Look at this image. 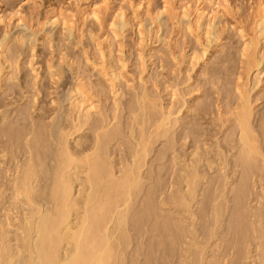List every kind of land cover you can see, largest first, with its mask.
<instances>
[{"label":"rangeland","instance_id":"1","mask_svg":"<svg viewBox=\"0 0 264 264\" xmlns=\"http://www.w3.org/2000/svg\"><path fill=\"white\" fill-rule=\"evenodd\" d=\"M138 1L143 8L135 13L128 6L130 2L139 4ZM166 1L0 0V15L3 17L0 23V44L4 42L6 45V57L11 65L7 71L9 76L3 81L0 78V151L5 149L8 153L5 161L0 159V185L5 191L3 197L5 199L9 195L8 181L12 175L5 171L13 170L16 162L21 165L27 159V155H24L25 140L17 143V149L15 145L12 148L10 146L13 152L8 151V139L4 136L6 130H48L52 127V120L60 119L61 125H68L75 113L65 101V93L81 87L105 116V123L109 125L107 128L114 125L119 127L120 137L117 142L111 143L109 153L114 163H121L123 159H130L131 147L140 139V127L134 125L133 120L140 113L139 98L145 93L147 99L144 105L156 103L157 111L160 105L166 107L172 114L171 119H177V125L166 138L156 139L153 127L157 111H151L154 118L150 117L144 123L146 135H151L149 142L152 150L141 171L142 192L136 197L134 210L140 208L146 196L152 197L153 203L160 209L157 214L159 221L162 216L172 215L176 211L173 218L184 222L187 237L182 240L180 249L171 251L167 247L166 250L159 247V250L157 233H153L155 239L150 238L154 235L142 226L145 231L142 228L140 231L145 233L141 234L138 230L140 237L135 233L136 229L132 231L130 222L131 230H128L132 242L126 250L129 261L125 264H144L146 260L150 264H181L185 260L184 250L194 239L190 233V226L194 223L191 225V218L186 217L187 214L175 210L169 198L179 188H183L180 175L186 172V165L190 167L188 171L193 167L205 180L198 187V205H192L191 209L196 218L194 240L198 247L205 248L207 264H234L232 260L235 250L231 245L233 232L229 229V223L235 206L230 190L239 184L242 174L235 164L239 146L232 114L240 104L237 89H242V84H246L249 92L251 128L264 156V72L261 73L264 61L259 68L248 72L246 61L242 58L244 41L253 37L258 0H222L228 3L229 11L217 21L218 47L207 50L204 59L198 64L191 61V56L202 53L206 48L205 30H197L193 24L189 25L180 13L185 2L193 3L196 0H172L178 8L175 13L170 10L162 12ZM209 1L217 3L218 0ZM97 5L104 12L108 10L107 14L104 13L106 15L103 14V20L97 23L92 19H84L82 13ZM121 7L125 10L129 26L126 31L117 32L114 27L116 22L111 17L115 8ZM58 12L73 16L69 31L60 23L51 24ZM240 31L244 38L239 34ZM106 43L110 45L111 57L105 51ZM262 44L260 49L264 57ZM149 50L152 53L151 59H148ZM1 52L0 48V63ZM109 63H112L120 77L121 98L117 101L110 84ZM173 92L176 93L175 98H171ZM99 120L96 116L88 129L73 133L72 139L81 136V148L93 143L94 126ZM132 127L136 131L133 136L130 135ZM70 145L76 150L74 143ZM225 177L229 184L227 190L221 193L225 195L224 198L221 195V199L218 191ZM252 183L248 206L252 215L250 220L255 222L257 217L264 218V195L261 192L264 188V172L253 177ZM216 196L218 199L211 204L210 199L215 200ZM4 199L0 200V215L7 203ZM224 199L227 201L225 211L216 226L210 222L211 207L217 202L223 203ZM163 202L166 206L160 205ZM148 223L143 225L149 227ZM211 229H216L217 237L208 235ZM151 243L154 244L153 255L147 253ZM254 249L252 243V252L249 250L251 259L255 256ZM197 251L193 256H196ZM250 263L252 260H242V264Z\"/></svg>","mask_w":264,"mask_h":264},{"label":"bare ground","instance_id":"2","mask_svg":"<svg viewBox=\"0 0 264 264\" xmlns=\"http://www.w3.org/2000/svg\"><path fill=\"white\" fill-rule=\"evenodd\" d=\"M173 1H166L162 12L170 10L175 13L178 11ZM193 3L185 2L182 7L180 6V13L189 25L193 24L197 30H205L206 48L202 53L191 56V61L198 64L204 59L207 50L218 47L217 21L221 15L227 14L229 5L222 0H218L217 3L209 0H196ZM128 8L137 13L142 10L143 5L130 2ZM116 9L111 17L114 19L112 21L116 22L114 27L117 32H124L129 26L125 10L122 7ZM88 10L90 11L82 13L83 18L92 19L97 23H100L103 20L102 16L108 13V10L104 12L102 8L95 6ZM256 14L253 22V37L244 41L242 50V58L246 61L248 72L259 68L264 61L260 49V44L264 43V0H258ZM72 19L73 16L58 12L51 24L60 23L64 29L69 31ZM2 21L3 17L0 15V23ZM239 34L244 38L242 31ZM0 48L2 51L0 78L3 81L7 77V71L11 65L6 57L7 47L4 42L0 44ZM106 50L108 56L111 57L109 43L105 45ZM151 54V50H149L148 59L152 58ZM108 69L110 84L117 101L121 98L120 77L114 71L112 63H109ZM263 72L264 69L261 73ZM241 87L242 89H237L240 104L238 109L233 114L231 113L238 133L239 147L235 164L241 169L242 174L239 184L230 190L235 206L229 223V229L233 232V244L231 245L235 250L232 262L242 264V260L244 262L252 260L250 264H264V218L257 217L256 221L252 222L248 206L253 177L264 172V156L251 128L252 108L249 92L246 84H242ZM78 88H72L65 93L64 99L75 113L74 118H70L68 125H61L60 119L59 123L57 120H52V127H49L48 130L43 128L38 131L20 132L9 128L4 132V136L8 139V151L13 145H15L14 148L16 146L19 148L17 143L25 140V146H21H24V155H27V159L21 165L16 162L13 170L5 171L12 175L10 174L11 180L8 181L9 195L5 198L8 206L4 204V208L1 210L3 213L0 215V264H51L54 260L59 264H125L126 261H129L127 251L131 246L130 242H132V235L128 230L130 222L132 231L136 229L135 233H138V230L141 233L140 230L144 227L150 231L148 232L151 235L157 233L155 234L158 235L157 238L155 235L150 238H156L159 250V247H163L165 250L168 248L173 251L176 248L180 249L183 245L186 228L181 219L173 218L176 211L172 212L174 213L172 215L162 216V220L159 221L157 214L159 215L160 209L153 203L150 196H146L137 211L134 210L135 200L142 192L141 171L146 165V158L149 156L150 150H152L149 142L151 135L149 134L150 138L149 135H146L144 123L148 118H154L151 111H157L158 105L156 103L144 105L147 99L146 94L143 93L140 96V113L133 120L134 125L140 127V137L138 136L140 139L131 147L130 161L123 159V162L116 164L113 162L109 150L111 143L117 142L120 137L119 127L114 125V127L107 128L109 125L105 123V116L101 110L94 105L86 92L80 89L81 87ZM175 97L176 93L173 92L171 98ZM116 106L117 109L120 107L118 103ZM160 106L156 113L157 119L155 118V121L153 119L155 127L152 126L153 132L155 128L156 139L166 138L177 125V119H171L172 114L168 112V109ZM188 111H190L189 108ZM96 116L100 120L94 126L93 143L88 145L89 147L81 148V136L75 140L72 139V135L74 132L82 131L83 128L88 129ZM135 132L132 127L130 135L133 136ZM151 134L154 133L151 132ZM71 142L75 144L76 150L71 148ZM7 154L5 149L1 150L0 159L5 161ZM185 167L186 172L180 175V184L183 188H179L175 194H171L169 202L180 214H187L184 216L191 218V225L193 223L194 225L190 226L191 229L188 228L196 240V223L194 222L196 218H194L195 215L192 214L191 209L198 205V187L204 177H201L193 167L190 171L187 170L190 168L188 165ZM227 183L225 177L223 186L221 185L222 187L218 191L221 199L225 196L221 193L227 190ZM261 192L264 195V188ZM4 193L5 191L0 185L1 201L4 199ZM217 199V196L215 200L214 198L210 199L211 204H214ZM222 204L224 205L222 206ZM226 204L227 201L224 199L223 203L217 202L211 207L212 220L210 222L212 221L216 226L221 222ZM160 205L166 206L164 202ZM146 220L150 222L148 223ZM145 222L149 224V227L145 226L146 224L143 225ZM143 230L145 231V229ZM215 230H209L208 235L212 238L217 237ZM144 231L142 232L145 233ZM140 233H138L139 236ZM194 239L192 238L193 241L191 240V244L189 243L190 245L188 244L184 250L185 254H183L186 258L183 257L185 262H182L188 264L190 261L189 264H191L193 260H196L194 264H207L205 248L198 247L199 245ZM149 240L155 242V240ZM152 243L149 248L147 247L149 252L146 251L151 255H153L152 245L154 246ZM250 243H254L255 248V256L252 255V259L249 258L252 252ZM214 246L217 247V245ZM216 247L214 248L216 249ZM196 250H198L196 256H193ZM192 257H194L193 260ZM147 261L144 264L151 263Z\"/></svg>","mask_w":264,"mask_h":264},{"label":"snow or ice","instance_id":"3","mask_svg":"<svg viewBox=\"0 0 264 264\" xmlns=\"http://www.w3.org/2000/svg\"><path fill=\"white\" fill-rule=\"evenodd\" d=\"M97 7H99V5H97ZM51 264H59V262L54 260L51 262Z\"/></svg>","mask_w":264,"mask_h":264}]
</instances>
